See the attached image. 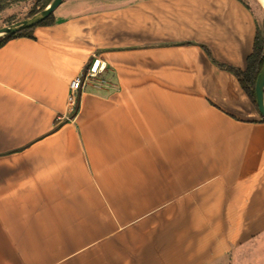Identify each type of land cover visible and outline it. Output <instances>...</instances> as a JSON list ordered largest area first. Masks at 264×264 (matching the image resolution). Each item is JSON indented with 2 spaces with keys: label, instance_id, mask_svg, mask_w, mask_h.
I'll return each instance as SVG.
<instances>
[{
  "label": "crops",
  "instance_id": "1",
  "mask_svg": "<svg viewBox=\"0 0 264 264\" xmlns=\"http://www.w3.org/2000/svg\"><path fill=\"white\" fill-rule=\"evenodd\" d=\"M54 16L0 46V264L264 257V118L217 64L246 68L254 13L63 0ZM96 61L102 85L83 79Z\"/></svg>",
  "mask_w": 264,
  "mask_h": 264
},
{
  "label": "trees",
  "instance_id": "2",
  "mask_svg": "<svg viewBox=\"0 0 264 264\" xmlns=\"http://www.w3.org/2000/svg\"><path fill=\"white\" fill-rule=\"evenodd\" d=\"M32 3V8L29 10L26 17L31 16L35 14L36 12L42 10L49 2L50 0H30ZM242 3H244L256 16L257 21V31L254 41V47L253 52L248 56L247 58V65L245 69H240L234 66L225 65L221 63H217L220 67L225 68L232 72L238 79L240 85L252 101V103L256 105V96H255V84L257 81V77L259 73L261 72L263 65H264V9L260 6L259 2L257 0H240ZM260 8V14L257 12L256 7ZM14 21H10L7 24L13 23ZM55 22V16L54 13L50 14L48 17H46L44 20H42L40 23H38L35 26L22 29L18 31L15 34L7 35L0 38V46H2L4 43H6L9 39L19 36H26V37H34L33 36V30L35 27L39 25H52ZM90 64H88L85 67L84 73L87 72L89 69ZM78 108V101L76 104V107L74 109V112L77 111Z\"/></svg>",
  "mask_w": 264,
  "mask_h": 264
},
{
  "label": "water",
  "instance_id": "3",
  "mask_svg": "<svg viewBox=\"0 0 264 264\" xmlns=\"http://www.w3.org/2000/svg\"><path fill=\"white\" fill-rule=\"evenodd\" d=\"M62 2L63 0H50V2L42 10L36 12L35 14L9 25L0 27V38L15 34L22 29L37 25L50 14L54 13V11ZM255 96L257 110L264 118V65L257 77V81L255 84Z\"/></svg>",
  "mask_w": 264,
  "mask_h": 264
},
{
  "label": "rangeland",
  "instance_id": "4",
  "mask_svg": "<svg viewBox=\"0 0 264 264\" xmlns=\"http://www.w3.org/2000/svg\"><path fill=\"white\" fill-rule=\"evenodd\" d=\"M260 6L262 7L261 4ZM31 8L32 3L30 0H0V27L9 25L7 23L10 21L16 22L26 18V15ZM256 9L260 14L261 9L258 7H256ZM83 79H85V77ZM260 250L261 249H259V252H255L252 255H248L247 260H244V262H247L248 264H264V262L260 260L262 257V251L260 252ZM262 259H264V257H262Z\"/></svg>",
  "mask_w": 264,
  "mask_h": 264
},
{
  "label": "built area",
  "instance_id": "5",
  "mask_svg": "<svg viewBox=\"0 0 264 264\" xmlns=\"http://www.w3.org/2000/svg\"><path fill=\"white\" fill-rule=\"evenodd\" d=\"M97 63V61L90 65L89 69L87 70V72L84 74L83 78L85 77L84 80L87 79H94L97 82V85H102L104 83L103 80H99L98 76L101 73L102 69H100L99 67L96 68L95 64ZM83 84V79L81 77L75 78L70 82L69 85V92H68V105L70 107H76L77 101H78V96H79V91H80V87Z\"/></svg>",
  "mask_w": 264,
  "mask_h": 264
},
{
  "label": "bare ground",
  "instance_id": "6",
  "mask_svg": "<svg viewBox=\"0 0 264 264\" xmlns=\"http://www.w3.org/2000/svg\"><path fill=\"white\" fill-rule=\"evenodd\" d=\"M260 2V4L262 5V7L264 8V0H258ZM95 67L98 68L99 67V62H97L95 64Z\"/></svg>",
  "mask_w": 264,
  "mask_h": 264
}]
</instances>
